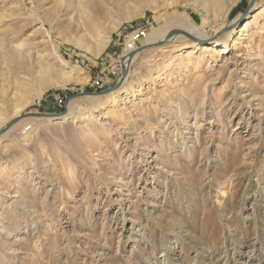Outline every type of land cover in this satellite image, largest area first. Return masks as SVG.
<instances>
[{"label": "rangeland", "instance_id": "obj_1", "mask_svg": "<svg viewBox=\"0 0 264 264\" xmlns=\"http://www.w3.org/2000/svg\"><path fill=\"white\" fill-rule=\"evenodd\" d=\"M219 1L0 0V126L55 115L0 131V264H264V0Z\"/></svg>", "mask_w": 264, "mask_h": 264}, {"label": "bare ground", "instance_id": "obj_2", "mask_svg": "<svg viewBox=\"0 0 264 264\" xmlns=\"http://www.w3.org/2000/svg\"><path fill=\"white\" fill-rule=\"evenodd\" d=\"M232 2L233 0H224V1H219L217 2V6H221L220 9L222 11H224L225 13H227L230 9V7L232 6ZM249 22L244 24L241 28V30H244L245 28H247ZM179 26L180 28V31H182L183 33H185V36L189 39H193V40H197V39H201V40H204L206 39L205 37L209 36V33L208 31H206V28L205 26H200V25H197L195 23H193L191 20L183 17V16H174V17H171L168 22H166V24L163 26V27H160L159 29H156V30H153L151 31L150 33H148L146 35V41L148 44H154V43H157L158 41H162L163 39L167 40V41H172L174 39H176L178 36L177 35H174V36H170V30L171 26ZM220 29V28H219ZM240 30V31H241ZM138 36V34L136 35H131L130 36V39L128 40V43H130L131 41L135 40V37ZM200 40V41H201ZM199 42V41H197ZM195 45H197L196 43H194ZM203 47V46H202ZM135 43L132 44V47L129 48V50H127L129 53L132 52L134 49H135ZM156 47H152V51L155 50ZM196 48L197 46H195L193 49H191L190 53H195L196 51ZM206 48L209 50V46H206ZM157 49V48H156ZM151 51V52H152ZM139 52V51H138ZM226 52V48L225 47H221L219 49V52L218 53H225ZM137 53V52H136ZM135 52L134 53H130L128 56H126V58L124 59V66H123V79L122 81L126 80L128 74H129V67H130V63L133 61V59L136 57L134 56L136 54ZM189 52H184L183 54H187ZM134 56V57H133ZM61 63L62 65H67L66 62L62 61L61 60ZM72 70H70V72L67 73V76L66 78L61 81V82H57V83H54V84H49L47 81H42V90L45 91L46 89H48L49 87L51 86H54V87H59V86H64L65 84H71V83H74L76 81V77L74 75V73L71 72ZM127 74V75H126ZM121 75V77H122ZM120 77V78H121ZM132 92V91H131ZM130 95L129 93H127L124 97H122L120 100L121 102L123 101V103H126L128 102V100L130 99ZM20 113H16L15 116L13 119L11 120H7L5 122H3V124L0 126V131L4 128H7V131L8 130H11V129H15V128H19V127H22L23 130H22V133L25 132V128H26V125H25V121L26 119L25 118H28V117H24V115H26L27 113L23 114V115H19ZM17 122H13L15 119H19Z\"/></svg>", "mask_w": 264, "mask_h": 264}, {"label": "water", "instance_id": "obj_3", "mask_svg": "<svg viewBox=\"0 0 264 264\" xmlns=\"http://www.w3.org/2000/svg\"><path fill=\"white\" fill-rule=\"evenodd\" d=\"M178 31H179V33L185 35V33H183L182 31H180V30H178ZM147 47H145V48H147ZM122 79H123V75H122V77L120 79V82L122 81ZM105 92L106 91H102V92H99V93H76V94H72V95L66 97V99H65V106L72 99L79 98V97H82V96H85V95H99V94H103ZM50 116H55V115L44 114V113H27L26 115H24V117H50ZM18 120H20V118L19 119H15L13 122H17Z\"/></svg>", "mask_w": 264, "mask_h": 264}, {"label": "built area", "instance_id": "obj_4", "mask_svg": "<svg viewBox=\"0 0 264 264\" xmlns=\"http://www.w3.org/2000/svg\"><path fill=\"white\" fill-rule=\"evenodd\" d=\"M140 35H141V34H139L138 36L135 37V42L138 41V39L140 38ZM142 35H143V34H142ZM132 44H133V42H130V43L127 45L128 48H130V46L132 47ZM26 130H30L29 127H27Z\"/></svg>", "mask_w": 264, "mask_h": 264}]
</instances>
